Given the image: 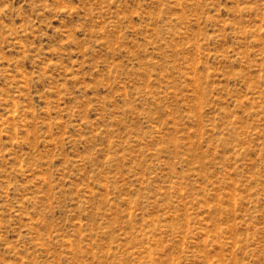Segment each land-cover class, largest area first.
I'll use <instances>...</instances> for the list:
<instances>
[{"label":"rangeland","instance_id":"obj_1","mask_svg":"<svg viewBox=\"0 0 264 264\" xmlns=\"http://www.w3.org/2000/svg\"><path fill=\"white\" fill-rule=\"evenodd\" d=\"M0 264H264V0H0Z\"/></svg>","mask_w":264,"mask_h":264}]
</instances>
